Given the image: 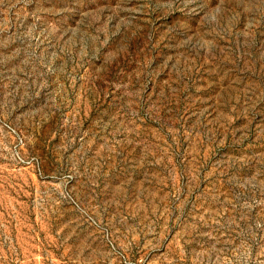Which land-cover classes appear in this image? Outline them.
Listing matches in <instances>:
<instances>
[{"label": "rangeland", "instance_id": "374dc122", "mask_svg": "<svg viewBox=\"0 0 264 264\" xmlns=\"http://www.w3.org/2000/svg\"><path fill=\"white\" fill-rule=\"evenodd\" d=\"M0 264H264V0H0Z\"/></svg>", "mask_w": 264, "mask_h": 264}]
</instances>
